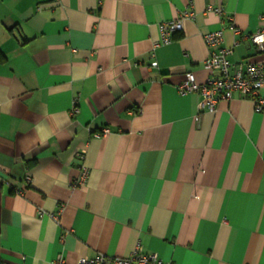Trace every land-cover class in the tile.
<instances>
[{"label":"crops","instance_id":"obj_1","mask_svg":"<svg viewBox=\"0 0 264 264\" xmlns=\"http://www.w3.org/2000/svg\"><path fill=\"white\" fill-rule=\"evenodd\" d=\"M262 27L264 0H0V264L138 242L175 264H264V110L235 94L200 111L178 90L209 78L210 31L232 63H264Z\"/></svg>","mask_w":264,"mask_h":264},{"label":"built area","instance_id":"obj_2","mask_svg":"<svg viewBox=\"0 0 264 264\" xmlns=\"http://www.w3.org/2000/svg\"><path fill=\"white\" fill-rule=\"evenodd\" d=\"M209 10L215 11L219 15L224 14L223 7L210 6ZM195 12L189 8L182 11L176 19L167 20L160 24L161 39L155 43V48L160 45L172 43L176 34L184 29V20L193 18ZM236 31L239 32L238 29ZM209 48V57L204 62L205 68L210 76L204 84L196 81L192 71L186 73V78L178 86L180 93L199 92L202 96L200 111L203 109L214 110L221 100H230L235 94L249 97L254 100L257 110H264V98L261 96V89L264 87V63L254 61H244L232 63L229 55L233 52L232 47L224 45V30L210 31L203 36ZM259 51H264V27L249 35ZM155 52H152V56ZM79 110L75 100L72 114ZM109 128H104L103 132L108 133ZM80 158H85V153L80 154ZM89 168L84 164L81 166V173L72 185L79 186L86 183L89 177ZM30 181L31 178L27 177ZM21 192V190H20ZM57 219V215L52 214ZM55 264H69L64 256H58ZM75 264H175L165 261L155 252H146L141 242L135 246L128 256H109L104 253H97L95 256L82 257Z\"/></svg>","mask_w":264,"mask_h":264},{"label":"trees","instance_id":"obj_3","mask_svg":"<svg viewBox=\"0 0 264 264\" xmlns=\"http://www.w3.org/2000/svg\"><path fill=\"white\" fill-rule=\"evenodd\" d=\"M4 56H3V53L1 52L0 50V59H2Z\"/></svg>","mask_w":264,"mask_h":264}]
</instances>
